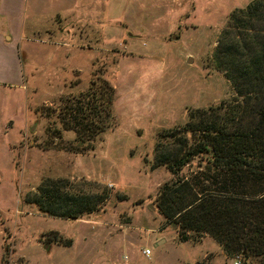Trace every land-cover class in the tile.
I'll list each match as a JSON object with an SVG mask.
<instances>
[{
	"label": "rangeland",
	"instance_id": "obj_1",
	"mask_svg": "<svg viewBox=\"0 0 264 264\" xmlns=\"http://www.w3.org/2000/svg\"><path fill=\"white\" fill-rule=\"evenodd\" d=\"M248 1H27L36 28L18 46L24 85H0V264L4 237L6 264H234L207 234L178 239L154 204L171 175L150 164L157 130L233 96L212 53L228 13ZM102 79L113 124L86 149L61 119ZM44 177L106 197L80 218L47 216L22 202ZM50 231L69 245L44 247Z\"/></svg>",
	"mask_w": 264,
	"mask_h": 264
},
{
	"label": "trees",
	"instance_id": "obj_2",
	"mask_svg": "<svg viewBox=\"0 0 264 264\" xmlns=\"http://www.w3.org/2000/svg\"><path fill=\"white\" fill-rule=\"evenodd\" d=\"M212 57L234 94L190 109L183 123L156 131L150 167L163 166L171 178L159 185L154 204L179 240L187 239L188 231L204 233L228 258L264 264V0L228 13ZM95 84L61 119L77 142L87 141L86 149L113 124V88L104 79ZM193 161L194 168L180 172ZM105 197L64 177H44L22 202L47 216L80 218L97 211ZM4 241L2 264L8 251ZM44 241L70 243L57 231Z\"/></svg>",
	"mask_w": 264,
	"mask_h": 264
},
{
	"label": "crops",
	"instance_id": "obj_3",
	"mask_svg": "<svg viewBox=\"0 0 264 264\" xmlns=\"http://www.w3.org/2000/svg\"><path fill=\"white\" fill-rule=\"evenodd\" d=\"M27 1L0 0V85L3 87L24 85V72L18 46L25 38L24 33L36 28L35 17L32 18V16L30 20L32 25L26 27ZM8 121H12V119L9 118ZM49 244L50 242L47 246ZM147 247L151 251V244H148Z\"/></svg>",
	"mask_w": 264,
	"mask_h": 264
},
{
	"label": "built area",
	"instance_id": "obj_4",
	"mask_svg": "<svg viewBox=\"0 0 264 264\" xmlns=\"http://www.w3.org/2000/svg\"><path fill=\"white\" fill-rule=\"evenodd\" d=\"M141 253H142L144 256L148 257L149 254H150V248H149V247H144L143 249H141ZM234 264H240V259H239L238 256L235 258V260H234Z\"/></svg>",
	"mask_w": 264,
	"mask_h": 264
},
{
	"label": "water",
	"instance_id": "obj_5",
	"mask_svg": "<svg viewBox=\"0 0 264 264\" xmlns=\"http://www.w3.org/2000/svg\"><path fill=\"white\" fill-rule=\"evenodd\" d=\"M187 61H190V57L187 58ZM42 239H44V236H42ZM44 247H47V245L45 244Z\"/></svg>",
	"mask_w": 264,
	"mask_h": 264
}]
</instances>
